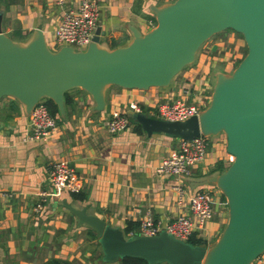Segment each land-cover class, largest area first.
Listing matches in <instances>:
<instances>
[{"label": "crops", "instance_id": "0c3cea01", "mask_svg": "<svg viewBox=\"0 0 264 264\" xmlns=\"http://www.w3.org/2000/svg\"><path fill=\"white\" fill-rule=\"evenodd\" d=\"M0 0L2 29L11 38L26 41L38 23L49 46L57 48L53 31L64 8L78 0ZM100 42L110 47L128 44L130 26L142 32L151 28L152 7L171 0H99ZM240 34L225 29L207 39L194 61L185 66L167 87L148 90L109 85L105 107L94 110L92 96L80 87L67 91L65 114L58 113L56 130L46 139L29 137V115L12 96L0 99V264H121L103 260L97 236L79 225L63 205L86 206L113 226L138 225L149 209L157 220L167 221L188 211L187 195L202 186L194 181L221 171L229 162L225 141L211 140L205 157L183 178L158 174L156 166L177 144L178 137L164 133L147 135L130 117V102L148 112L162 100L184 98L188 102L210 99L219 70L229 72L244 56ZM187 91V93H186ZM113 109L126 111L128 125L111 133L106 122ZM146 112V113H147ZM215 137V136H212ZM66 159L83 180V188L69 195L52 194L40 211L34 207L40 191L50 187L53 160ZM215 214L205 225L210 243L226 220L222 195L212 188ZM56 196V197H55ZM138 227V226H137ZM214 238V239H213ZM160 264H168L162 262ZM252 264H264V253Z\"/></svg>", "mask_w": 264, "mask_h": 264}, {"label": "water", "instance_id": "95a60500", "mask_svg": "<svg viewBox=\"0 0 264 264\" xmlns=\"http://www.w3.org/2000/svg\"><path fill=\"white\" fill-rule=\"evenodd\" d=\"M152 12L155 25L146 32L130 26L132 39L126 45L101 43L98 26L85 48L63 44L54 49L41 23L26 41L7 35L0 8V99L16 98L29 115L40 99L49 98L63 116L65 92L80 87L92 96L94 110L101 111L109 85L167 87L212 35L225 29L239 33L246 53L231 71L215 73L209 102L198 114L169 120L130 112L147 135L224 134L230 163L193 182L214 186L225 198L226 222L214 240L194 244L165 230L126 235L86 206L66 199L63 205L79 225L95 232L107 262L133 257L147 264H252L264 253V0H171Z\"/></svg>", "mask_w": 264, "mask_h": 264}, {"label": "built area", "instance_id": "2783aa9c", "mask_svg": "<svg viewBox=\"0 0 264 264\" xmlns=\"http://www.w3.org/2000/svg\"><path fill=\"white\" fill-rule=\"evenodd\" d=\"M57 2L62 5L64 1L57 0ZM100 8L99 0H78L76 6L64 8L53 31L55 44L58 46L69 44L76 49L85 48L98 27ZM149 23L151 27L155 25L154 20ZM45 99H40L29 114V137L35 140L48 138L57 128L58 117L50 112ZM203 107L205 105L202 102H188L184 98H173L158 102L147 113L169 120H185L198 114ZM129 108L133 111H142V106L137 102H130ZM128 122L129 115L126 111L113 109L106 122L107 130L111 133L119 132L128 125ZM207 146V136L201 134L191 139L178 137L177 144L156 166L157 173L180 178L188 176L191 168L205 157ZM48 179L50 187L40 191L39 200L34 207L35 211L42 210L52 194H59V192L69 194L83 188L82 177L66 159L53 160ZM207 188L200 187L192 190L187 195L188 211L180 213L171 220H157L151 211L146 209L139 219L136 230L130 231L127 235L135 233L154 235L165 230L185 241H189L193 236L206 240L203 232L206 223L215 214L212 188L216 187Z\"/></svg>", "mask_w": 264, "mask_h": 264}, {"label": "trees", "instance_id": "16d2710c", "mask_svg": "<svg viewBox=\"0 0 264 264\" xmlns=\"http://www.w3.org/2000/svg\"><path fill=\"white\" fill-rule=\"evenodd\" d=\"M154 21H155V19H154ZM66 95H67V91L64 94V101L66 99ZM45 101L48 104L50 112L58 117V110H57L56 105L53 103V101L51 99H49V98H46ZM134 124L136 125V127L138 129H141V126L139 124H137V123H134ZM221 170H223V168H221ZM76 193H78V191L77 192H71V193H69V195L70 194L73 195V194H76ZM222 199L225 200V198L223 196H222ZM137 226H138L137 223L134 224V223L128 222V224L123 228L124 234L127 235L130 231L136 230ZM89 229L92 231L93 235L95 236L96 235L95 232L91 228H89ZM189 241L194 243V244L205 242L204 239H202L200 237H194V236L191 237L189 239ZM118 261L121 264H147L145 260H143L141 258H133V257L119 258Z\"/></svg>", "mask_w": 264, "mask_h": 264}, {"label": "rangeland", "instance_id": "374dc122", "mask_svg": "<svg viewBox=\"0 0 264 264\" xmlns=\"http://www.w3.org/2000/svg\"><path fill=\"white\" fill-rule=\"evenodd\" d=\"M227 30V29H226ZM215 34H217V33H215ZM239 34V33H238ZM204 43V42H203ZM202 43V44H203ZM201 44V45H202ZM58 45H56V47H57ZM244 53H246V49L244 50ZM186 66H188V65H186ZM209 93H211V92H209ZM147 112V111H146ZM207 139H208V146H209V143H210V140H211V142H212V144H215V141L216 140H218V139H222L223 141H225V136H224V134H222V133H220L219 135H216L215 137H212V136H207ZM207 149H208V147H207ZM229 160L231 161V159H232V157L229 155ZM230 163V162H229ZM193 170V168H191V171ZM207 187H209L208 185H204V186H202V188L203 189H208ZM56 197V196H55ZM213 202H214V200H213ZM223 206L225 207V216H226V218H227V207H226V204H225V200L223 199ZM225 222H226V220H225ZM225 222H224V224L220 227V230L223 228V226L225 225ZM220 230H219V232H220ZM217 236V235H216ZM214 238H216V237H214ZM213 238V239H214Z\"/></svg>", "mask_w": 264, "mask_h": 264}]
</instances>
